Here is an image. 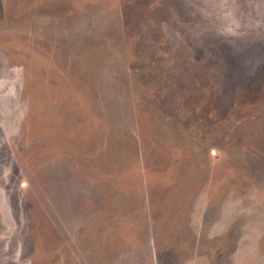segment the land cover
Wrapping results in <instances>:
<instances>
[{
    "label": "rangeland",
    "instance_id": "rangeland-1",
    "mask_svg": "<svg viewBox=\"0 0 264 264\" xmlns=\"http://www.w3.org/2000/svg\"><path fill=\"white\" fill-rule=\"evenodd\" d=\"M0 264H264V0H0Z\"/></svg>",
    "mask_w": 264,
    "mask_h": 264
}]
</instances>
